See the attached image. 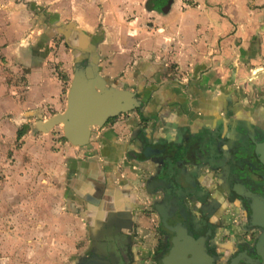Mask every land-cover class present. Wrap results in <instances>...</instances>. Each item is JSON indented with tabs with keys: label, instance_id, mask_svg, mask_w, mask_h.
<instances>
[{
	"label": "flooded vegetation",
	"instance_id": "obj_1",
	"mask_svg": "<svg viewBox=\"0 0 264 264\" xmlns=\"http://www.w3.org/2000/svg\"><path fill=\"white\" fill-rule=\"evenodd\" d=\"M157 1L147 8L145 0V9L168 3ZM35 11L44 15L35 19L37 46L66 49L63 84L95 63L138 100L76 145L64 187L83 233L77 252L58 264H264L263 49L243 64L250 77L205 80L207 68L183 76L171 63H119L99 23L94 29L90 20ZM70 21L79 33L72 25L39 41V33ZM62 136L68 141L63 128Z\"/></svg>",
	"mask_w": 264,
	"mask_h": 264
},
{
	"label": "rangeland",
	"instance_id": "obj_2",
	"mask_svg": "<svg viewBox=\"0 0 264 264\" xmlns=\"http://www.w3.org/2000/svg\"><path fill=\"white\" fill-rule=\"evenodd\" d=\"M17 1L0 0V264H58L77 252V240L81 237L79 219L73 208L67 206L69 198L64 187L67 167L70 159L78 155V148L62 138L61 124L49 131L34 130L35 116L24 118L23 114L38 108L42 117L47 118L65 107L69 82L60 83L56 89V85L45 80V72L51 77L65 70L66 62L59 59L66 49L61 42L51 48L35 49L39 56L45 54L50 58H40V62L35 59L31 74L29 69L25 70L22 58L12 54V48L27 33L38 39L35 19L43 20L40 16L44 15L39 16L35 10L44 9L49 14L71 15L83 24L87 20L91 26L99 23V32L95 31L104 34L109 30L111 55L120 54L122 63L129 59L122 55L124 49L132 46L137 52L141 46L139 32L136 38L129 37L133 22L147 28L146 21L154 23L156 14L146 11L145 0L132 9L122 7V3L114 6L113 0ZM118 9L116 23L113 15ZM39 66L47 68L42 70L44 75L40 79L36 73ZM186 72L176 73L185 76ZM25 123L30 124L28 131L17 138V129Z\"/></svg>",
	"mask_w": 264,
	"mask_h": 264
},
{
	"label": "crops",
	"instance_id": "obj_3",
	"mask_svg": "<svg viewBox=\"0 0 264 264\" xmlns=\"http://www.w3.org/2000/svg\"><path fill=\"white\" fill-rule=\"evenodd\" d=\"M113 1L114 6L122 3V7L131 9L143 2V0ZM17 2L22 3L23 0ZM132 11L134 10L130 12ZM146 11L156 14L153 25H149L146 21L147 28H143L137 22H133L131 25L133 31L129 34L130 38H136L139 32L140 49L136 52V48L131 46L124 49L126 51L122 54L124 57L133 59L135 63L139 62L141 66L145 65V62L171 63L175 64L179 70L188 72L192 69L207 68L204 71L209 73L205 80L212 78L224 81L231 78L237 83V79L251 76L250 73L248 75L242 71L243 64L255 61V51L256 53L261 49L264 51V26L260 29V25H264V0H173L165 12L148 9ZM118 12L119 9L113 15L116 23L119 22ZM31 38L32 41H30ZM21 40L13 46L12 54L15 58H22V62L26 65L25 70L29 69L31 71L29 73L32 74L33 70H30V66L33 63L34 50L42 46H37L38 41L33 39L31 33L29 35L27 33V36ZM39 41L44 43L42 40ZM118 55L120 54L116 53L115 61L117 62L121 60ZM39 67L40 69L36 68V73L40 79L44 75L42 70L47 68ZM211 72L212 76H210ZM45 73L47 74L45 80L51 81L52 85H56L58 89L62 81L57 72L51 77H48L47 71ZM201 74L203 77L206 75ZM261 79H264V75H261ZM102 205V203L98 204V201L95 203L96 209ZM80 231L82 237L83 231Z\"/></svg>",
	"mask_w": 264,
	"mask_h": 264
},
{
	"label": "water",
	"instance_id": "obj_4",
	"mask_svg": "<svg viewBox=\"0 0 264 264\" xmlns=\"http://www.w3.org/2000/svg\"><path fill=\"white\" fill-rule=\"evenodd\" d=\"M149 1L146 0L147 8H150ZM172 1L168 0L165 6L156 10L167 11ZM72 25L79 33L80 27L75 21H70L68 24L56 25L57 27L52 30L46 31L47 34L43 32L45 34H40L39 38L46 42L52 33H66V27ZM70 46L73 48L79 46L76 38ZM97 70L98 66L93 63L85 70L76 69L73 72L66 94V106L62 111L43 118L40 109L35 108L26 110L23 117L35 116L33 129L38 131H49L54 125L61 124L64 137L72 145L86 144L91 140L95 126L102 125L108 117L132 109L138 104V100L129 89L115 85Z\"/></svg>",
	"mask_w": 264,
	"mask_h": 264
},
{
	"label": "trees",
	"instance_id": "obj_5",
	"mask_svg": "<svg viewBox=\"0 0 264 264\" xmlns=\"http://www.w3.org/2000/svg\"><path fill=\"white\" fill-rule=\"evenodd\" d=\"M164 1L165 0H158L157 4H161ZM57 74H58V77L60 80L64 81L67 79L66 73L64 71H59V72H57ZM29 127H30V124L25 123L20 128H18L17 129V138H21L25 134V132L28 131Z\"/></svg>",
	"mask_w": 264,
	"mask_h": 264
}]
</instances>
